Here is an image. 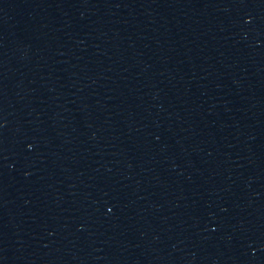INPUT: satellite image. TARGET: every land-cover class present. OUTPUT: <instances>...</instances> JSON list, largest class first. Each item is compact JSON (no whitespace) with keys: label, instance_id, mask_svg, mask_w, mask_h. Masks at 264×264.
<instances>
[{"label":"water","instance_id":"obj_1","mask_svg":"<svg viewBox=\"0 0 264 264\" xmlns=\"http://www.w3.org/2000/svg\"><path fill=\"white\" fill-rule=\"evenodd\" d=\"M0 264H264V0H0Z\"/></svg>","mask_w":264,"mask_h":264}]
</instances>
